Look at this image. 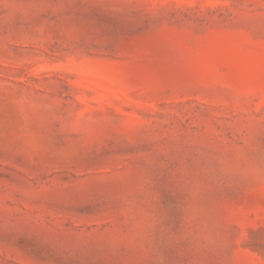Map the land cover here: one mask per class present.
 <instances>
[{"label": "rangeland", "instance_id": "rangeland-1", "mask_svg": "<svg viewBox=\"0 0 264 264\" xmlns=\"http://www.w3.org/2000/svg\"><path fill=\"white\" fill-rule=\"evenodd\" d=\"M0 264H264V0H0Z\"/></svg>", "mask_w": 264, "mask_h": 264}]
</instances>
